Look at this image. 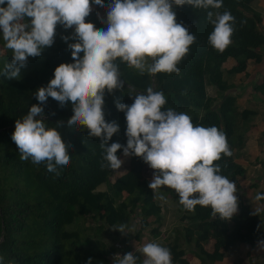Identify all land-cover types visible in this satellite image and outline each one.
<instances>
[{"label": "trees", "instance_id": "1", "mask_svg": "<svg viewBox=\"0 0 264 264\" xmlns=\"http://www.w3.org/2000/svg\"><path fill=\"white\" fill-rule=\"evenodd\" d=\"M258 1L223 0L218 10L188 5L175 8L177 22L196 36L188 54L177 65L179 74L140 75L138 70L117 60L125 86L112 94L105 93V119L115 120L119 125V132L109 144L126 145L124 114L117 111L114 101L131 105L133 98L129 95L145 93L151 87L165 94V109L185 112L194 125L216 126L226 134L233 154L231 157L222 154L221 160L215 163L220 164L221 174L237 186L245 170L236 163V154L244 148L245 135L256 111L239 109L237 95L231 92L235 87L223 79V73L246 78V63L259 64L263 59L262 15L255 11ZM225 10L235 17V31L232 43L218 52L208 44L213 26L207 21V12ZM98 11L93 6L86 22L100 28L103 25L96 20ZM59 30L60 26L56 32ZM71 32L56 34L54 44L45 48L39 58L29 57L19 79L0 76V256L4 258L3 264L9 261L12 264H86L89 258L92 264H108L106 257L113 244L127 241L118 239L120 233L114 230L122 223L129 226L132 216L137 218L139 226L132 240H140L151 223L157 226L150 231V237L155 238L159 233L162 206L148 188L149 179L142 174L146 164L139 158H128L124 174L110 183L114 170L107 167L101 170L100 141L89 138L83 128L66 126L72 116L70 104L61 109L56 101L48 98L44 107L50 127L57 121L64 122L65 127L58 130L64 142L71 146L70 163L62 170L57 169L59 175L47 171L43 163L34 165L30 159L21 160L11 139L15 120L38 103L35 90L47 85L59 64L73 62L70 50L61 40V36ZM227 61L233 63L225 70ZM6 62L10 63V59L2 58V67ZM208 89L213 95L207 94ZM252 90L260 93L264 101V78ZM53 112L55 115H50ZM117 155L122 156V151ZM101 185L105 186L103 191L98 190ZM166 192L176 201V212L180 215L177 220L180 227L173 228L166 241L159 243L170 249L172 264H187L183 246L191 244L189 251L193 256L202 263L212 264L220 262L236 246H252L263 237L264 222L259 219V213L245 205L238 206L237 214L228 225V221L214 216L210 207L196 206L194 211H188L179 204L175 191L167 188ZM85 223L90 226L86 228ZM209 240L213 241L210 253L201 246ZM129 250L125 249V254Z\"/></svg>", "mask_w": 264, "mask_h": 264}, {"label": "clouds", "instance_id": "2", "mask_svg": "<svg viewBox=\"0 0 264 264\" xmlns=\"http://www.w3.org/2000/svg\"><path fill=\"white\" fill-rule=\"evenodd\" d=\"M184 5L218 10L223 0H0V37L12 53L0 76L19 79L28 58H39L54 44L58 26L72 30L61 40L73 62L54 69L47 85L35 90L38 103L14 122L11 139L20 159H30L34 165L43 163L56 175L58 168L69 165L71 146L58 130L65 127L64 122L57 121L50 127L52 124L45 120L44 107L51 98L61 109L71 105L67 127L83 128L89 138L100 141L101 170L120 169L124 159L117 152L122 151L123 158H139L152 170L148 188L154 193L166 187L175 191L186 210L210 207L214 216L230 221L238 212L237 188L215 163L222 154H233L226 134L216 126L194 125L185 112L165 109L167 100L162 91L149 87L145 93L129 95L133 98L131 105L114 101L117 111L124 114L126 145L109 144L119 125L105 119V93L125 86L116 61L126 63L140 75L179 74L177 65L196 40L188 27L177 22L174 9ZM93 6L104 13H97L103 27L86 22ZM207 21L213 26L208 44L223 52L232 43L235 17L227 10L208 11ZM255 199L264 200V194H257ZM127 227L122 223L114 231L125 235ZM258 248L264 250V241L258 242ZM139 251L144 257L142 264H172L170 249L159 243H145ZM3 261L0 256V264ZM114 262L138 264V257L134 252L116 254ZM86 264H92L91 258Z\"/></svg>", "mask_w": 264, "mask_h": 264}, {"label": "rangeland", "instance_id": "3", "mask_svg": "<svg viewBox=\"0 0 264 264\" xmlns=\"http://www.w3.org/2000/svg\"><path fill=\"white\" fill-rule=\"evenodd\" d=\"M258 2L256 3V5L258 4ZM256 5H255V8H256ZM98 12L100 13V15L102 16L104 15V13L101 10ZM97 13H96V16H97ZM260 14L262 15V22L260 26H261V29L263 30V27H264V10L263 9L260 11ZM96 20H97V17H96ZM60 29L61 30L56 32L57 34H63L65 32L71 31V29L65 31L62 27H60ZM11 55H12L11 51L4 47V42L2 40V37H0V69L3 68L1 64L2 58H9L11 62ZM228 63L229 65H232L233 62L227 61L223 66L224 69H227L229 67ZM234 76H238V75H232V77ZM232 77L231 76L228 77V75L223 73V79L228 84L230 83ZM239 80L242 82V79L239 78ZM231 92L234 93L235 91L232 90ZM207 94L213 95V91L211 89H208ZM256 96L257 95H254V98ZM236 104L239 107V109L248 108V109H252L256 111V113L259 114L258 118L256 119L253 118L248 128V130L255 129V132H253L252 134H249L248 133L249 131H248L246 133L244 148L241 151H239V153L236 154V163L241 164V166L244 167V170H245L244 178L240 179L239 181L241 182L242 187H245L247 185V187L244 189V196L241 195L240 193L241 189L239 187H236L238 206L239 204H241V202L243 203V201L244 202L247 201V203L254 206L252 208L253 212L259 213L260 215L259 219H261V222L262 221L264 222V200L257 201L255 199L257 194H264V102L263 101L260 102L259 100H257V102H254L253 98H249L248 95H246L244 98L241 95L240 98L236 99ZM121 158L124 159V163L121 167L123 169L122 172L124 173V171L126 170L127 163H128V158H123V156H121ZM120 172H121L120 169L114 170L111 176L109 177V181L111 182L116 176L122 174ZM142 174L144 177L148 178L150 181L152 178L153 172L147 165H145ZM104 189H105L104 185H101L98 187L99 191H103ZM166 190H167L166 187H161L159 190H157L154 193L155 200L158 203L166 204L167 207L170 206L172 208L173 207L175 208L176 201L169 197ZM160 196H163V199H161ZM242 196L244 199H242ZM135 219L137 218L135 216H132L129 226L125 231V235H122L120 233L118 236V239L120 240L127 239V241L124 243L126 247H128L129 241H132V237L136 229H138L139 227L138 222L137 220L135 221ZM89 226L90 225L87 224L86 228ZM83 229H85V227H83ZM262 241H264V239ZM111 243L112 242H109V244ZM130 251H132V245H131Z\"/></svg>", "mask_w": 264, "mask_h": 264}, {"label": "crops", "instance_id": "4", "mask_svg": "<svg viewBox=\"0 0 264 264\" xmlns=\"http://www.w3.org/2000/svg\"><path fill=\"white\" fill-rule=\"evenodd\" d=\"M256 11L260 13V11L264 10V0H259L258 4L256 5ZM260 9V10H259ZM97 17V16H96ZM264 30V27H263ZM229 65V63H228ZM231 65L227 69H229ZM225 69V70H227ZM246 73L247 77L244 78L242 75L234 76L232 77L229 84L235 85L234 93L237 95V98H240L242 95L243 98L248 95L249 98H253L254 102H257L259 100L260 102L263 101L262 95L258 92H254L252 88L255 85H259L263 78H264V55L263 59L259 64H255L253 62H247L246 63ZM228 75V77H230ZM242 79V82L239 80ZM244 79V80H243ZM254 95H257L254 98ZM264 102V101H263ZM259 114L256 113V116L254 118H258ZM255 132V129H250L249 134H252ZM236 161V160H235ZM238 164V163H237ZM241 166V164H239ZM242 167V166H241ZM244 169V167H242ZM122 168H120V173L124 174L122 172ZM125 172V171H124ZM120 174V175H122ZM118 175V176H120ZM118 176H116L110 183H112ZM243 182V181H242ZM240 184V185H239ZM236 187H239L241 195L244 196V189L247 187H242L241 182L238 181V185ZM242 196V199H244ZM165 200V199H164ZM246 202V204H245ZM241 202L239 205H245L247 206L251 211L254 206L247 203V201ZM161 204V203H160ZM162 209L160 213L161 218V225L158 228V236L155 238L150 237V231L154 228H156V224L151 223L149 227L145 230V232H142V237L138 241H129L128 247L131 248L132 245V251L129 250V252H134V254L138 257V264H142V260L144 259L143 255L140 253L139 249L148 242H156V243H163L166 241L167 237L169 236L170 231L179 224L177 223V220L179 219V213L176 212V207H167L166 204H161ZM137 219H135L136 221ZM230 223V224H229ZM228 225H231V221H228ZM263 237L259 240L262 241L264 239V229L262 232ZM256 241L252 246H246V245H238L233 249L232 251H229L224 258L220 262H214L212 264H264V250L258 248V242ZM212 244L213 241L209 240L207 243L201 244L204 251L210 253L212 251ZM191 244L186 247L183 246V249L185 251V255L183 259L187 264H209V263H202L200 262L195 256L191 254L189 249H191ZM190 252V253H189Z\"/></svg>", "mask_w": 264, "mask_h": 264}, {"label": "built area", "instance_id": "5", "mask_svg": "<svg viewBox=\"0 0 264 264\" xmlns=\"http://www.w3.org/2000/svg\"><path fill=\"white\" fill-rule=\"evenodd\" d=\"M125 249H127V247L123 242L121 241L115 242L113 244L112 250L109 251L106 257L108 264H113V258L116 254L123 256L125 254Z\"/></svg>", "mask_w": 264, "mask_h": 264}]
</instances>
